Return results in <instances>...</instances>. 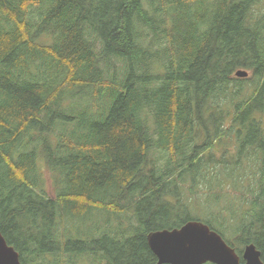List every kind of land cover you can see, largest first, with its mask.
I'll list each match as a JSON object with an SVG mask.
<instances>
[{
  "label": "trees",
  "instance_id": "1",
  "mask_svg": "<svg viewBox=\"0 0 264 264\" xmlns=\"http://www.w3.org/2000/svg\"><path fill=\"white\" fill-rule=\"evenodd\" d=\"M263 4L0 0V232L23 264H156L148 234L190 220L264 261Z\"/></svg>",
  "mask_w": 264,
  "mask_h": 264
},
{
  "label": "water",
  "instance_id": "2",
  "mask_svg": "<svg viewBox=\"0 0 264 264\" xmlns=\"http://www.w3.org/2000/svg\"><path fill=\"white\" fill-rule=\"evenodd\" d=\"M245 69L237 77H247ZM147 241L157 256L156 264H241V256L223 236L200 220H190L172 229L151 231ZM244 264H264L261 251L253 243L245 246ZM0 264H23L20 253L0 232Z\"/></svg>",
  "mask_w": 264,
  "mask_h": 264
},
{
  "label": "rangeland",
  "instance_id": "3",
  "mask_svg": "<svg viewBox=\"0 0 264 264\" xmlns=\"http://www.w3.org/2000/svg\"><path fill=\"white\" fill-rule=\"evenodd\" d=\"M262 9H264V4L260 7V10H262ZM225 145H227V146H229V147H232V148H234L235 147V141L234 140H227L226 142H225ZM48 178V177H47ZM48 181H49V179H48ZM47 190H48V192H49V194L51 195V196H54L55 194L52 192V189H50V183H47ZM200 202H201V204L203 205V204H207L209 207L212 205L211 204V202L209 203V202H207L204 198L201 200V198L199 197V204H200ZM104 220L106 219V217H104V215L103 214H101L100 215ZM131 216V212H129V211H126V210H124V213L123 214H120V217H121V222H122V226H124V227H126L127 226V224H128V220H129V217Z\"/></svg>",
  "mask_w": 264,
  "mask_h": 264
}]
</instances>
